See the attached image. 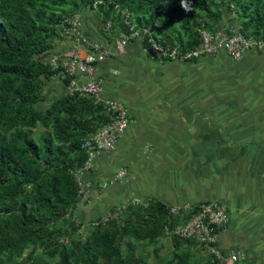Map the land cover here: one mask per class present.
Listing matches in <instances>:
<instances>
[{
  "label": "trees",
  "instance_id": "16d2710c",
  "mask_svg": "<svg viewBox=\"0 0 264 264\" xmlns=\"http://www.w3.org/2000/svg\"><path fill=\"white\" fill-rule=\"evenodd\" d=\"M95 1L101 4L93 9ZM115 6L130 12L133 24L148 27L166 44L183 49L199 45L201 26L214 32L224 21L244 35L264 37V0H0V259L4 264H146L142 256L135 257L134 243L154 242L165 226L179 224L181 218L153 202L144 209L123 211L120 221L99 224L83 240L69 245L61 241L64 224L72 231L78 226L72 219L79 203L73 171L85 159L80 141L105 124L108 115L104 106L88 97L45 92L56 72L44 57L53 41L63 38L59 23L87 9L97 11L102 25L111 20L112 38L126 31ZM172 240L177 245L192 242ZM173 263L200 264L188 254L161 262Z\"/></svg>",
  "mask_w": 264,
  "mask_h": 264
},
{
  "label": "crops",
  "instance_id": "0c3cea01",
  "mask_svg": "<svg viewBox=\"0 0 264 264\" xmlns=\"http://www.w3.org/2000/svg\"><path fill=\"white\" fill-rule=\"evenodd\" d=\"M96 12L80 13L79 34L112 53L96 75L103 96L121 101L131 123L84 174L89 188L74 210L76 223L87 228L131 198L164 206L217 201L229 216L220 249L243 251L240 264H264V52L239 61L220 53L159 62L139 42L119 47L118 33L112 38ZM74 42L63 37L48 56L74 45L83 54ZM52 80L51 95L66 94L61 79ZM119 168L127 178L111 184Z\"/></svg>",
  "mask_w": 264,
  "mask_h": 264
},
{
  "label": "built area",
  "instance_id": "2783aa9c",
  "mask_svg": "<svg viewBox=\"0 0 264 264\" xmlns=\"http://www.w3.org/2000/svg\"><path fill=\"white\" fill-rule=\"evenodd\" d=\"M101 1H95L93 9ZM116 13L123 17L122 23L126 31H119V47L129 42H139L142 54L159 62H188L202 56L223 53L232 60L239 61L245 53L254 50L264 52V37L244 35L233 27L217 28L211 32L205 27L198 29L199 45L194 49H183L179 46H170L160 38L154 36L150 29L145 26H137L131 21V13L127 10H120L114 7ZM104 27L111 28V20H108ZM156 27V25H155ZM62 35L65 38L73 39L84 48L81 54L80 48L74 45L70 49L54 53L48 56L46 64L51 71L63 83L65 93L69 96L79 95L90 98L94 104L104 106L108 115V121L103 124L92 135L80 141V150L84 153L85 159L78 169L73 171V177L78 187V198H83L88 192L89 185L84 181L83 175L91 171L95 160L105 153L112 151L115 144L124 134L131 123V118L126 107L119 101L107 99L103 96V81L96 75V65L112 55L109 49L100 45L87 42L79 34L80 14H73L71 17L59 23ZM127 178V171L119 168L111 177L110 183H117ZM149 202L131 198L116 206L113 212L89 222L86 227L94 228L116 219L117 215L125 210L147 208ZM168 213L174 218L184 219L180 224L172 228L165 226L163 234L168 239H180L192 241L204 246L212 255V263L217 264H240L245 259L241 250L224 253L219 247V238L229 223V216L226 207L217 201H207L194 206L189 202L178 205H165ZM73 221L74 216H73Z\"/></svg>",
  "mask_w": 264,
  "mask_h": 264
},
{
  "label": "rangeland",
  "instance_id": "374dc122",
  "mask_svg": "<svg viewBox=\"0 0 264 264\" xmlns=\"http://www.w3.org/2000/svg\"><path fill=\"white\" fill-rule=\"evenodd\" d=\"M60 41L61 38L54 40L52 47H54L55 45L57 46V42L59 43ZM48 55L44 57L45 63ZM50 89H54L52 85L45 87L44 91L48 92ZM81 199L82 198L79 199V202L81 201ZM123 215L124 212H121L117 215L118 221H120ZM182 221L183 220L179 219V224ZM77 225V229L72 231L67 223L64 224V226H62L64 234L61 241L69 245L71 241L83 240L92 231L91 227L83 228L79 223ZM176 243V240L168 239L164 236V234L159 235L158 238H155L154 242H149L147 240L141 241L139 243L135 242V257L139 258L140 256H142L143 259H146V264H161L162 261H168L172 259L173 255L183 257L188 254L191 257H196L200 264H205V262L206 264H212L211 261L213 257L206 247L200 246L194 242H185L178 245ZM121 247L122 249H125L124 245ZM57 260L58 258L56 257L52 259V262H56ZM0 264H4L2 259H0Z\"/></svg>",
  "mask_w": 264,
  "mask_h": 264
}]
</instances>
